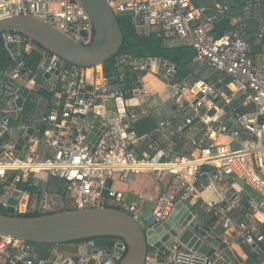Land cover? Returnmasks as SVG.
I'll return each mask as SVG.
<instances>
[{"label":"built area","instance_id":"obj_1","mask_svg":"<svg viewBox=\"0 0 264 264\" xmlns=\"http://www.w3.org/2000/svg\"><path fill=\"white\" fill-rule=\"evenodd\" d=\"M106 1L115 16L129 14L135 28L161 39H178L192 50L193 61L226 73L229 77L226 88H217L203 78L176 81L175 65L168 59L135 57L129 53H119L114 59L120 70L113 76L116 84L111 83L112 77L103 73L97 79L87 81L79 79L80 68L64 63L56 54L46 55L43 51L48 63L43 67L42 76L64 65L54 83L62 79L66 87L63 89L58 83L62 98L60 110L56 106L45 112V116L43 113L31 114L24 109L26 98L22 106L13 107L20 97L17 92L19 86L27 88L32 95L41 88L53 90L55 84L48 79L40 83L39 75L24 67L19 59L24 51L39 50L35 42L21 33L3 34L14 64L0 76L3 99L0 103V136L4 135L0 144V203L5 208L6 201L17 190L19 196L15 208L19 213L48 212L53 204L47 202L45 183L54 178L63 182L62 201L57 204V209L109 205L125 210L142 224L138 205L130 201L123 191L113 188L110 184L112 179L124 181L141 173L150 174L155 179L169 175L179 191L192 194L196 191L195 182L200 169L208 165L214 168L219 179L222 176L240 178L259 196L257 200H248V207L238 218L233 216V211L239 206V194L233 193V198H224L222 204L214 206L216 213L224 215L223 226H235L237 242L243 245L264 242V67L249 57L247 32L241 27H230L220 34L215 33L217 15L228 8L218 2L213 5V12L207 15L205 7L194 6L191 0ZM237 1L247 9L261 3V0ZM18 14L41 19L79 43H88L92 37V24L79 0H0V18ZM263 34V29L257 32L258 37ZM11 46L15 49L9 48ZM125 71L138 73L131 93L134 90H139L140 94L149 93L142 77L152 73L165 88L171 87L168 93L173 98L175 114L186 113L180 123H175L173 116L160 120L158 129L181 135L196 121L202 125L201 134L190 139L192 149L189 153L174 152L159 143L151 131L139 134L135 130L134 125L140 115L129 110L125 103L129 97L125 95ZM73 74H77L78 79L67 80ZM4 76L19 85L3 80ZM70 86L74 89L70 90ZM6 96L10 98L5 99ZM214 98L222 99L229 105V110L223 111ZM234 100H237L235 104ZM238 107L250 109L243 111ZM212 108L214 113L209 114ZM109 111L111 117L108 116ZM13 116L19 119L17 124L12 123ZM98 120L105 128L97 144L93 145L86 138ZM29 127L33 132L20 149H16L17 139L24 137ZM73 128H76L74 137ZM141 141L145 150L138 154L135 147ZM19 181L39 187L41 203L37 207L22 204L23 195L30 193L17 186ZM175 201L172 195L160 194L148 212L147 224L164 220ZM90 242L96 248L92 256L97 264H115L126 251L125 243L114 242L108 248L107 259L98 260L107 248L92 240ZM12 251L19 252L21 264H38L31 242L0 235V258ZM150 257L149 254L145 264H150ZM239 257L244 260L243 256ZM87 259L88 256H82L79 262ZM164 259V264H214L203 254L178 249L174 242L166 247Z\"/></svg>","mask_w":264,"mask_h":264},{"label":"water","instance_id":"obj_2","mask_svg":"<svg viewBox=\"0 0 264 264\" xmlns=\"http://www.w3.org/2000/svg\"><path fill=\"white\" fill-rule=\"evenodd\" d=\"M79 2L85 9L93 28L92 37L88 43H79L53 25L34 16L22 14L0 18V35L11 32L21 33L42 48L46 55L56 54L66 64L76 68L100 67L120 49L123 29L106 0H79ZM81 33L85 35V32ZM20 48L22 49V45ZM47 63L48 57L45 56L42 67H45ZM23 66L26 67L25 64ZM63 66L60 65L45 72L39 78V82L42 83L48 79L54 83ZM175 69H177L176 66ZM152 77V73H147V78ZM70 79L77 80L78 75L68 76L67 80ZM3 80H8L15 86L19 85L7 76H4ZM111 81H116V78L112 77ZM143 82L147 83V79L143 78ZM58 83L65 89L66 84L62 79ZM147 87H151V84L148 83ZM69 89L73 90L74 86H70ZM170 90V86L158 93L153 87L150 88L149 93L145 94L134 90L125 103L131 110L132 106L154 98L158 103H165L167 108L173 111L175 105L173 98L169 97ZM17 92L20 97L15 100L13 107L22 106L24 99L30 95L27 88L22 86H19ZM1 93L0 89V96ZM8 98L10 96L5 97V99ZM214 100L223 111L229 110V105L222 99L214 98ZM208 113L213 114L214 109H210ZM42 115L45 116L46 113ZM108 116L111 117L110 111ZM104 128L99 120L96 121L86 139L96 145ZM32 132V127L27 128L26 135L17 139L15 148L20 149L23 141ZM75 133L76 128H73V137ZM3 136H0V144ZM225 177L230 184V189L224 193L225 196L233 198V192L239 194L238 204L246 208L250 198L259 199L258 194L242 179ZM18 196V191L14 190L6 201L5 208L0 203V235L31 243L64 244L76 240L86 242L77 252L60 262L55 261L54 264H97L96 258L92 256L96 253V248L90 242L91 238L95 237H110L105 245H100L105 246L107 252L98 256V260L107 259L110 252L108 248L114 242L125 243L126 251L115 264H145L149 254L151 255L148 258L150 264H164L165 249L173 242L178 249H189L203 254L214 261V264H264V242L246 246L248 256L244 260L235 253L229 254L222 251L217 254V251L227 247V243L220 236L225 230L221 214L216 213L215 207L207 208L199 204L193 208L189 207L191 194L187 198L177 199L169 215L161 222L154 224H147L149 213L144 206L139 208L142 224L134 220L125 210L109 205L64 208L35 215H21L15 208ZM18 254V251H12L8 256L2 257L1 264H21ZM82 256H88L83 263L79 262Z\"/></svg>","mask_w":264,"mask_h":264},{"label":"crops","instance_id":"obj_3","mask_svg":"<svg viewBox=\"0 0 264 264\" xmlns=\"http://www.w3.org/2000/svg\"><path fill=\"white\" fill-rule=\"evenodd\" d=\"M217 2L226 5L228 8L217 15L214 22L215 33L220 34L230 27L243 28L248 34L250 59L254 63L264 67V34L262 37L257 36V32L260 29H263L264 31V0H261V3L258 6L249 9L243 7L237 0H191V3L194 6L205 7V13L207 15L213 12V5ZM136 30L138 32H143L137 28ZM161 40L166 46H186L189 52L193 55L192 50L178 39L170 40L168 38H164ZM9 48L15 49L14 46ZM44 57L45 56L43 55L42 61ZM42 61L39 64V69H41L39 78L43 73ZM188 68L190 69L188 79L203 78L204 80L212 83L217 88H226L225 83L228 81L229 77L223 71L201 66L200 64L193 61L192 58L188 63ZM78 71L79 79L91 81L93 78H98L100 73H102V68L101 66L96 68H80ZM143 78L147 79V83H143L149 90L151 87H153L155 92L158 93L163 88H165L162 82L155 80L154 76L152 78H147L146 73L142 79ZM148 83L151 84V87H147ZM53 84H55V89H53L54 95L51 101L41 99L39 96L34 95L36 97V101L41 103L43 113L56 106L58 107V110L61 109L62 98H60V93L57 90L60 87H58V83ZM160 84L161 86H159ZM235 101L237 100H234V103H236ZM131 110L138 112L140 115V118L136 124H138L137 127H139L141 130V133L150 129L149 131L153 132L154 137L159 141V143L171 148L176 153H189L192 149L190 139L195 136H199L202 132V125L197 121L193 123L192 128L185 130L181 135L170 134L164 129H158L157 124L160 120L173 116L174 122L180 123L184 119L186 113L182 112L179 115H176L175 111H170L165 103H158L154 98L137 104L136 106H132ZM144 150V143L141 141L139 142L138 146L135 147V151L136 153L140 154L144 152ZM215 174L217 175V173L214 171V168L211 166L204 165L200 169V173L195 182L196 191L191 194V198L188 202L189 207L193 208L199 204L207 208H212L222 204L224 198H227V196H224V193L230 189V184H228L225 176H222L219 179L218 176H215ZM110 184L113 188L123 191L125 196H127L130 201L135 202L139 208L144 206L147 210V213L154 205L157 197L160 194L172 195L175 200L187 198L190 195L183 194L181 191H179L175 180L169 175H163L160 179H155L150 174L141 173L132 175L124 181L112 179ZM22 198V204L26 203L28 207L35 208L41 203L39 194H25ZM61 201L62 197H57L56 194L54 195V193H49L48 191L47 202H49V204L57 206V204ZM245 210V206L239 205L236 208V211H233V216L238 218ZM223 218L224 215H221L222 221ZM262 226L264 228V224H262ZM237 235V228L235 226H231L225 228L220 236L222 237V240L228 245L227 249H225L226 253H235L239 256H243L245 259L248 256L246 245L237 242ZM85 243L86 242L51 245L47 247V258L40 260L37 259V263L54 264L55 261L60 262L64 258L71 256L72 253L77 252L79 248ZM1 263L2 258H0V264Z\"/></svg>","mask_w":264,"mask_h":264},{"label":"trees","instance_id":"obj_4","mask_svg":"<svg viewBox=\"0 0 264 264\" xmlns=\"http://www.w3.org/2000/svg\"><path fill=\"white\" fill-rule=\"evenodd\" d=\"M119 25L123 29V40L120 49L116 54L111 58L106 60L102 68V73L105 76L113 77L120 73L118 67L115 66V57L119 53H129L135 57H147V56H157L166 58L171 61L176 67L174 79L176 81L187 80L189 78L190 69L188 68V63L191 61L192 53L189 52L186 46H166L162 43L161 38L156 37L152 33L138 32L132 23V17L129 14H123L116 16ZM39 47V46H38ZM42 48L39 47V50H28L21 53L19 59L25 64L26 68L29 69L32 73L37 75L41 74V69H39V64L43 58ZM14 64V60L10 57L8 49L4 44L3 34L0 35V74L5 70L9 69ZM124 74V83L127 89L126 96L131 95V88L134 86L138 73H131L129 71L123 72ZM112 84H116V81H111ZM37 94L30 95L24 103V109L31 114H42L41 103L36 101L35 96H39L41 99H46L51 101L54 95L53 90H46L41 88ZM35 95V96H34ZM236 102V101H235ZM235 104V103H234ZM239 110H247L250 107L242 108L238 107ZM47 112V111H46ZM19 121L18 118L12 117V123L17 124ZM144 123V122H142ZM138 124L135 123V130L141 134V130L137 127ZM150 130V129H149ZM147 130V131H149ZM144 131V132H147ZM142 132V133H144ZM17 186L28 191L32 194H39L40 189L38 186H28L24 182H17ZM63 182L58 179L49 178L45 183V189L49 193H54L56 196L61 197ZM1 190V185H0ZM108 206V205H107ZM38 211L24 212L20 213L21 215H35L39 214ZM110 237H95L91 238L92 241L97 245H105ZM82 240H76L68 243H80ZM34 251L36 253L37 259H46L47 258V247L57 244H48V243H34L32 242Z\"/></svg>","mask_w":264,"mask_h":264},{"label":"rangeland","instance_id":"obj_5","mask_svg":"<svg viewBox=\"0 0 264 264\" xmlns=\"http://www.w3.org/2000/svg\"><path fill=\"white\" fill-rule=\"evenodd\" d=\"M29 96H30V95H29ZM29 96H28V97H29ZM28 97H27V98H28ZM27 98H26V99H27ZM1 102H3V99H2L1 96H0V103H1ZM56 209H57V206H52L50 211H53V210H56Z\"/></svg>","mask_w":264,"mask_h":264}]
</instances>
